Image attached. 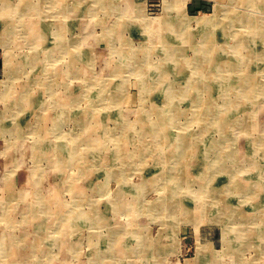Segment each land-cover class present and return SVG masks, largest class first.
<instances>
[{"label":"rangeland","instance_id":"1","mask_svg":"<svg viewBox=\"0 0 264 264\" xmlns=\"http://www.w3.org/2000/svg\"><path fill=\"white\" fill-rule=\"evenodd\" d=\"M63 2L66 0H50V4L46 3L44 7L37 5L40 0L0 2V8L9 6L8 10L3 8L4 13L0 10V264H230L227 260L231 258L224 253L226 249L236 250L234 244L238 243V232L229 227L231 225L228 220L223 219H227L226 216H214V219L205 210L207 208L214 215L216 212H212L218 206L241 208L252 218V227L248 224L250 229H242L239 228L242 225H237L239 230L246 229L264 235V140L263 143L257 140L256 146L260 151L256 152L246 145L245 139L249 134H245L243 125L240 123L235 126L229 135L230 140L226 139V147L220 148L222 154L217 156L222 158L220 160L224 164L220 171H213L212 168L218 162L215 152L209 155L213 154V158L201 159L200 152L204 147L196 145L198 140L194 141L196 147L193 153H196L191 159L181 161V165L177 167V174L185 170L187 182L179 183L178 189H171L169 181L173 176L169 170L170 161L168 159L167 164L161 161L160 150L156 149L150 136L141 138L143 125L138 123L146 120L141 119L145 115L143 108L158 106L164 99L156 95L154 89L142 98L139 73L130 72L126 68L122 74H117L121 57L112 55L116 48L109 49L108 41H94L102 37L105 30L114 28L117 39L115 37L116 43L113 45L119 50L120 46L128 51L135 50L141 56L149 51L144 45L147 34H144L145 31L138 22L141 15L153 21L150 30L152 29L153 39L159 43L160 33L157 30L162 16L171 19L185 17L188 29L195 31L198 19L222 20L225 15L231 14L237 17L250 15L264 26V10L234 0H122L126 15L124 13L122 17H117L111 13L100 14V25L93 22L89 26L88 31L93 36L89 40L81 39L78 49L70 52L72 55H64L65 52L57 46V25L62 24L68 29L65 25L72 20H67L64 14L58 12ZM70 3L72 5L74 2ZM87 3L88 1L84 5ZM80 21L85 22L83 19ZM70 30L66 32L68 39L74 38L75 34L81 35L80 28L75 29L73 26ZM6 39L12 41L8 47L3 44ZM91 39H94L93 42H90ZM227 39L228 46L234 45L235 35ZM259 44L257 46L261 50L264 39L263 44ZM199 46L200 39L197 37L193 49L184 56L195 58L194 49ZM226 52L231 58L230 62L238 53L234 49ZM70 60L81 64L74 74L67 69ZM155 61L158 63L159 57ZM258 64L264 68L262 61ZM250 65L256 66L253 63ZM261 78V82H264L263 74ZM148 84H152L151 81ZM215 90L217 84L213 85V94L218 91ZM256 100L260 103L252 102L242 112V117L251 119L248 123L249 131L258 137V129L264 125V99L258 96ZM72 104L76 107L73 108ZM181 106V110L190 112L188 103H182ZM71 109L76 122L74 119L71 122L66 116V112ZM121 119L135 123L124 132ZM180 121L181 124L186 123L184 117ZM210 123L207 136L220 139L218 126L214 127L212 121ZM193 129L198 127L193 126ZM245 129L248 130V127ZM15 130L17 134H12ZM72 133L86 144L75 156L78 162L75 161L76 164L72 162L69 151ZM109 134L120 138V149L123 152H134L137 149L138 153L146 145L156 149L155 153L145 159L140 158L138 162L132 161L130 165L121 166L122 162L114 152L116 143L107 140L108 136H105ZM236 138L239 139L238 143L232 146ZM90 144L98 148H89L87 145ZM174 147L171 144L166 149L170 156L174 154ZM210 159L212 163H209ZM251 159L260 166H253L254 170L251 169L250 165L254 164ZM208 167L210 171H207ZM229 169L236 171L232 173ZM113 172H117L118 177H114ZM232 176L235 177L234 183H237L233 189L238 190L227 196L224 194L226 189L222 187L232 185ZM239 185L242 189L238 188ZM164 186H167L166 192L162 188ZM218 190L221 191L219 198L226 197L224 202L217 204L215 201L218 199ZM164 194L173 196L172 199L180 204L177 220L166 218L168 215L163 214L161 202ZM209 201L212 205H209ZM154 204L158 213L150 211ZM260 207L262 211H259ZM91 213H96L101 221L98 228L93 226L96 230L91 227L90 219L87 218ZM103 220H106L105 223H102ZM139 235H144L152 245L139 247ZM110 237L114 238L108 241ZM259 242L254 241L255 245L250 244V248L243 252V257L232 260H241L238 264H264V243L260 245ZM101 246L106 247V253ZM132 248L134 252L130 253ZM158 248L165 249L166 254L163 257L161 255L156 262L153 256L154 250ZM142 249L145 252L141 253ZM217 253L219 256L213 259ZM204 254L212 260L203 259Z\"/></svg>","mask_w":264,"mask_h":264},{"label":"bare ground","instance_id":"2","mask_svg":"<svg viewBox=\"0 0 264 264\" xmlns=\"http://www.w3.org/2000/svg\"><path fill=\"white\" fill-rule=\"evenodd\" d=\"M86 1H88V3L86 5H84V3ZM234 1L240 2V4H245L246 6L250 5V6H254L255 8H259V9L264 10V0H234ZM0 2H1V0H0ZM70 2H74L75 4L72 3V5H71ZM121 2H122V0H66V2H63L60 5L58 12L64 14L65 18L67 20L71 19L72 22L74 21L75 23L71 22V23H68V25H65L66 27H68V29L63 27L62 24L57 25L58 29H57L56 34H57L58 39H59L58 45H57L58 48H61L63 53L65 52L64 55H69V54L72 55L70 52H74L73 50L78 49V46H80V40L81 39L82 40L83 39L89 40V38L93 36V34L90 33V31H88L89 26H91L93 24V22H95L94 23L95 25L96 24L100 25V20H101V19H99L100 14L111 13V15L114 14L117 17H122V15H124V13L126 12L125 11L126 7L124 6V3H121ZM46 3L50 4V0H40V3L37 5L44 7V4H46ZM91 3H93V4H91ZM170 5H172V3ZM3 8L5 10L6 9L8 10L9 6H5V7L0 8V10H3V13H4ZM33 9L35 10V8H33ZM23 12L24 11H22V13ZM229 12H230V10H229ZM140 13H142V11H140ZM125 15H126V13H125ZM141 16H144V17L141 18ZM141 16H139L140 20L138 22L140 23L139 26L142 27L141 29H143V31H145L144 34H147L146 41H145L144 45L147 47V49H149V51L146 52L145 54L140 56L137 52H135V50H131V49H130V51L125 50L124 46L123 47L120 46V50L118 47H115V45H113V43H116L115 37L117 39V36H116V33L114 32L115 31L114 28H112L110 30H105L106 32L104 31L105 33L103 34V36L98 37L99 39H95L94 43L95 42L100 43V42L108 41L107 47L109 49H111V48L115 49L116 48L112 55H119L121 57V61L119 63L120 67L117 70V72L115 71L117 74H122L126 68L130 69L129 70L130 72H134V73L136 72V74L139 73L138 75H139L141 86H142V98H143V96H145V94L150 93L151 89H154L153 91H156V95H158L164 99V101H162L161 104H159L158 106L155 105L152 108L150 107V109L143 108L145 115L141 119L144 118L146 120L143 121V123L141 122L142 120H140L141 123L140 122H138V123L143 125V128L141 127L142 128V130H141V133H142L141 136L142 137L141 138H144L145 135L150 136L155 142L154 145L156 144V149L159 148V150H160L161 161L164 164L165 163L167 164L168 159L170 161L169 170L171 171V175L173 176V177L171 176L172 178L170 179V181L167 179V181L170 182V188L171 189L172 188L178 189L180 187L179 183L187 182L186 175H184L185 170L183 169V170H181V173L177 174V167L181 165L180 163L184 162L185 160L187 161V160L192 158L193 154L196 153V152L193 153L194 147H196V145L197 146L202 145L204 147L203 150L200 152L201 153L200 154L201 159H202V157L205 159H209L213 155L212 154L211 156H209L210 153L215 152V154H216L215 158L218 162H217V164L215 162L216 166L214 165V167H212L213 171L214 170H219V171L222 170V168L224 167L223 161L220 160L222 158L219 159V157H217L219 154H222V152H221L222 149H220V148L224 146L226 139H229V135L231 134V131L234 130V127L237 125H240V123H241V125H243L242 127L244 129L245 134L246 133L249 134V136L248 135L246 136L247 139H245V141L247 143L246 145L248 147H251L252 149H254V151H256V152L260 151V148H258L256 146V144H257V140H261V142L263 143L264 125H262L260 127V129H258V134H257L259 137L258 138L254 134V132L250 133L251 131H249L248 123H250L251 119H249L248 117L246 118L245 116L243 118L242 112L244 110H246L248 107H250L252 102H256L258 104L259 101L256 100V97L261 96L262 99H264V82H261L262 74L264 76V68H263V66H259V64H258L259 61H262L264 63V44H263L264 26L260 25L262 23L259 24L258 21L253 20V18L250 15L249 16L240 15V17H237V16H234V14H231V15H225L224 18H221L222 20H218L217 18L198 19L197 20L198 28L195 31H193V30L188 29V25H186L187 19L185 17L178 16L175 19H171L169 17L163 18L164 16H162V19H161L162 21L159 23L160 26H159V29L157 30L158 33H160V35H159L160 41L158 43L155 40V38L153 39L152 29L150 30V28L153 24V21H151L150 19L145 17V15H141ZM81 19H83V21H85V22H81L80 21ZM73 26L75 27V29L80 28L81 35L75 34V35H73L74 38L68 39V38H66V36H67L66 32L68 30H70V28ZM103 29H104V27H103ZM13 30L15 31V29H13ZM26 30H27V28H26ZM148 31L151 34H149ZM231 35H235L234 45L228 46V44H227L228 39L227 38ZM52 36H53V34H52ZM197 37H199V39H200V46L198 48L194 49L196 56L193 59L187 58L184 55L190 49H193V43L195 42ZM6 40H5V42H3V44H5L8 47L11 45L12 41L9 39H6ZM93 40L94 39H91L90 42H93ZM260 42H261V44H263L262 45L263 48L260 47V49L262 48L261 50H259V46H257ZM230 49H234L235 52L238 51V53L235 54V58H233L234 62L233 61L230 62L231 58H230V56L227 55V52H226L227 50L229 51ZM116 50H118V51L116 52ZM252 50H254V51H252ZM252 53H253V55H252ZM156 57L157 58L159 57L158 63L155 61ZM251 63H253L257 67L256 66H255L256 68L252 67V65H250ZM80 65L81 64L78 62L74 63L73 61L70 60L67 69L68 70L70 69V71L74 74L77 70L76 68L81 67ZM84 65H87V64H84ZM148 81H151L152 84H148ZM214 84H217V90H218V91L215 90V91H217L215 94H213V92H212ZM24 98H26V97H24ZM99 98H102V96H100ZM50 102H52V101H50ZM141 102H143V99L141 100ZM107 103L108 102H106V105H107ZM182 103H188L190 105V107H191L190 112H186V111L184 112L183 110H181L182 109L181 108ZM254 105H255V103H254ZM72 106H73V104H72ZM72 106H70V108ZM262 106L264 107V105H262ZM74 107H76V106H73V108ZM106 108H107V106H106ZM143 110H142V113H143ZM260 110H263V109H260ZM72 113H73L72 109L68 110L66 112V116L69 118V120L71 122H73L72 119L75 120V116L71 115ZM187 113H189V114H187ZM6 117H8V116H6ZM182 117H184V119L186 121L185 124L184 123L181 124L180 120ZM76 120H75V122H76ZM210 121H212V123L214 122L212 124V125H214V127L216 125L218 126V129H219L220 135H221L220 139H217V138L214 139V138H210L207 136L208 135L207 131L209 129V128L207 129V127L209 126V124H211ZM122 122H123L122 128H123L124 132H125V130L130 129L131 128L130 126L135 123V122L132 123L129 120L127 121L126 119L122 120ZM101 126H102V124H101ZM193 126H197L198 129H193ZM245 127H248V130H246ZM214 129H213V131H214ZM9 130H10V128H9ZM17 131H18V129H17ZM252 131H253V129H252ZM12 134H17L16 130L12 131ZM235 134H237V133H235ZM105 136H108L107 140H111L114 143H116L117 148L114 150V152L116 153L119 161L122 162L121 166L130 165V163L132 161L138 162L140 158L145 159L148 156L150 157L153 153H155L154 151L156 150L153 148L146 147V145H144L138 153H136L137 149H135L134 152L133 151L128 152L127 150H126V152H123L120 149L122 143H120L121 140H119L120 138L118 136L111 137L110 134L105 135ZM65 139H66V137H65ZM196 140H198V141L202 140V141H201V143L197 141L198 144L195 145L194 141H196ZM238 140L239 139L236 138L234 140V142H232V146L234 145V143L235 144L238 143ZM67 142H68V140H67ZM69 142L71 143V146L69 148L71 157L70 156L69 157L71 158V160H73L72 162L75 163V161H76L75 156L79 154V151L82 148L86 147V144H84L83 142L78 140L77 136L73 133L70 137ZM171 144L172 145L174 144L175 147H174V154L170 156V154L168 152H166V149H169ZM87 146L89 148L93 147L94 149L98 148V146L96 148V146L91 145V144L87 145ZM258 146H260V144ZM67 147H68V145H67ZM224 147H226V146H224ZM231 151H232V153H234L233 148ZM256 152H254V153H256ZM236 155H238V154H236ZM242 155H240V156L242 157ZM96 160H97V158H96ZM216 160H214V161H216ZM200 161H202V160H200ZM210 161H211V159H210ZM251 161H252V159H251ZM209 163H212V161ZM252 163H254V162L252 161ZM253 166L258 168L260 166V164L254 163L253 165H250V168L253 169ZM209 167L211 169V165H209ZM209 167H208L207 171H210ZM183 168H184V166H183ZM186 168H187V166H186ZM122 169H123V167H122ZM178 169H180V168H178ZM237 170H239V169H237ZM226 171H227V169H226ZM233 171H231V172L233 173ZM31 172H33V171H31ZM40 172L42 174V171H40ZM179 172H180V170H179ZM113 173H114V177L115 176L118 177L119 174H117V172H113ZM175 173H176V175H175ZM168 174H167V176H168ZM214 174H215V172H214ZM216 174H217V172H216ZM34 177H35V175H34ZM112 177H113V175H112ZM233 177L234 176H232V179L230 180V183L233 185V186L231 185L232 187L230 185L227 188L222 187L223 189H226L224 191L225 192L224 194L227 196H228V194L229 195L235 194L236 190H238V189H236V190L233 189L234 185L237 184V183L236 184L234 183L235 177L234 178ZM251 177H254V175ZM257 180H259V179H257ZM212 182H213V180H212ZM256 184H258V183H256ZM97 186H99V184ZM183 186L185 187V185H183ZM256 186L258 188V185H256ZM162 188L164 189L165 192L167 191V186L166 187L164 186ZM238 188L240 189L241 186L239 185ZM202 190H204V189L202 188ZM248 191H250V190H248ZM252 191H253V188H252ZM241 192L243 193V191H241ZM220 193H221L220 190H218L217 194L215 193L217 198H218L217 201H215L217 204L219 202H222L223 199L226 197L225 196L224 198L223 197L219 198ZM38 195H40V193ZM204 195H202V196H204ZM104 196H107V195H104ZM172 198H173V196L168 197V195L164 194L162 197L161 209L163 208V210H164L163 214L168 215L166 218H172V219L175 218L177 220L176 215H178V212L180 210V204L178 202L174 201ZM176 198H179V197L176 196ZM181 198H182V196H181ZM246 198H248V197H246ZM237 200H236V202H237ZM39 201H41V200H39ZM108 201H109V199H108ZM182 203H183V201H182ZM211 203L212 202L209 201V205H212ZM146 204H147V202H146ZM224 204L225 203H223V205ZM182 205H184V204H182ZM182 205H181V207H182ZM257 205H255V206H257ZM2 207H3V205H2ZM186 207L188 208V206H186ZM0 209H1V206H0ZM74 209H75V207H74ZM152 209L153 210H150L152 213H155L154 211H156L158 213V211H157L158 208L156 210L155 204L152 206ZM240 209H238V207H236V208L231 207L230 208L229 206H225V205L224 206H218V207H216V209H214V210L212 209L213 210L212 213L216 212L214 215H212L211 212H209V210L207 208L205 210L206 213H208V216H211V218L213 216L214 219H216L214 216H219V218L221 216H226L227 219L226 218H223V219L228 220L227 222L230 223V225H231L229 227L234 229L236 232H238L237 237H236V239H237L236 242L238 241V243L237 244L233 243L234 247H236V250L233 247L234 249H232V250L230 249L228 251L226 249L225 250L226 252L224 253V254L227 253L228 258H231V259L227 260V263H230V264L231 263H234V264L240 263L241 260H239V262H237V260L233 261L232 259H235L237 257H240V258L243 257V252L246 249L250 248V246H251L250 244L253 245L254 241L257 242L259 240L260 245H262L264 243V235L257 234V232H253L251 230L250 231H247L246 229H245V231L239 230V228L250 229L248 227V224L250 225V227H252L251 226L252 218L247 216V214L244 212V210H240ZM261 209L262 208L260 207L259 211L263 210V209L262 210ZM181 210H182V208H181ZM245 211H247V210H245ZM262 212H264V211H262ZM91 214L92 215L87 217L90 219L89 224L91 225V227L99 226V224L101 222L100 218H98L96 216V213H91ZM187 216H188V214H187ZM85 217H86V215H85ZM182 217L184 218V216H182ZM202 217H203V215H202ZM101 218H103V216ZM186 218H188V217H186ZM62 219H64V218H62ZM236 220H238V222H236ZM105 221L102 223H105ZM206 223H208V222L206 221ZM237 225H239V226L242 225V227L238 228ZM221 226H223V225H221ZM126 227H127V225H126ZM161 227H163V226H161ZM94 229L96 230V228H94ZM48 231H46V232H48ZM141 233H142V231H141ZM113 238L114 237L108 238V241H109V239H113ZM145 238L146 237H144V235H143V237L141 235H139V240L137 242L139 247H141V248L145 247L146 248L148 246L147 244H149V247H150V245H152L151 243L148 242V239H145ZM108 241H106V242H108ZM221 243H222V241H221ZM228 243L231 244V242H228ZM110 245H112V244H110ZM33 246H34V244H33ZM106 246H107V244H106ZM102 248H103L104 252L106 253V249H105L106 247L105 248L102 247ZM109 248L110 247H108L107 249L110 251ZM210 249L212 250V248H210ZM213 249H214V247H213ZM150 251H152V250H150ZM210 251H208V252H210ZM131 252L132 253L134 252L133 248H132V250H130V253ZM140 252L143 253V252H145V250L142 249V251L140 250ZM256 252H258V251H256ZM262 252H263V250H262ZM108 253H110V252H108ZM154 253H155L154 254L155 256H153V258L157 262L161 257H163V255L165 256L166 251H165V249L162 250L161 248H158V249L154 250ZM259 253H261V252H259ZM258 254H257V256H258ZM217 256H219L218 253L215 254L213 259L217 258ZM255 256H256V254H255ZM202 257H203V259H206V260L207 259L212 260V258H208V256H205V254L202 255ZM29 258H31V257H29ZM224 259H226V258H224ZM242 259H244V258H242ZM253 262H254V260H253ZM257 263H258V261H257ZM210 264H213V263H210Z\"/></svg>","mask_w":264,"mask_h":264}]
</instances>
